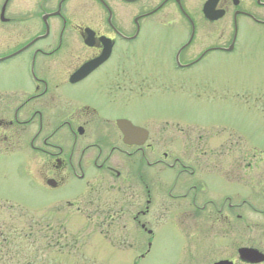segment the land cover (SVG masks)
I'll use <instances>...</instances> for the list:
<instances>
[{
	"label": "flooded vegetation",
	"instance_id": "af4514ba",
	"mask_svg": "<svg viewBox=\"0 0 264 264\" xmlns=\"http://www.w3.org/2000/svg\"><path fill=\"white\" fill-rule=\"evenodd\" d=\"M215 10L222 14L210 20L195 0H0V160L30 150L39 183L41 169L48 188L79 183L77 197L65 201L77 212L83 201L98 203L103 191L110 192L102 204L112 212L99 214L106 222L99 232L131 248L136 225L146 235L138 259L154 236L150 220L169 222L186 239L209 240L226 239L233 219L245 221L246 211L263 216L250 197L231 192L234 182L264 200V167L255 156L232 150L230 127L206 132L150 117L138 124L103 116L71 93L101 74L95 87L107 104L127 106L147 97L151 78L175 79L171 85L177 86L187 75L208 76L197 67L213 53L234 51L240 18L264 27V0H218ZM152 34L179 42L166 53L160 39L142 70L137 43ZM97 59L89 72L79 70ZM121 119L139 127L130 137L134 142L123 140ZM241 226L244 235L248 225ZM239 247L232 255L229 244L219 245L220 257L211 264H236L235 257L249 264L239 258ZM201 249L209 254L215 247Z\"/></svg>",
	"mask_w": 264,
	"mask_h": 264
},
{
	"label": "rangeland",
	"instance_id": "374dc122",
	"mask_svg": "<svg viewBox=\"0 0 264 264\" xmlns=\"http://www.w3.org/2000/svg\"><path fill=\"white\" fill-rule=\"evenodd\" d=\"M195 1L198 7L203 2ZM239 22L235 50L213 53L209 61L197 67L206 70L208 76L187 75L180 78L177 86L171 85L175 79L151 78L153 88L147 97L132 98L127 106L107 104L95 87L101 74L72 89L71 93L94 104L103 116H126L138 124L144 117H150L187 127L200 126L206 132L225 125L230 127L232 150L255 156L264 167V27L244 18ZM160 39L166 53L179 42L170 35L142 37L137 43L139 69H146L149 55L158 52L155 50L160 48ZM152 128L154 132L157 130L155 126ZM32 164L33 154L26 149L0 160V200L9 201L0 204V264H133L135 259L136 264H211L220 257L218 246L228 244L232 255L239 246L256 247L264 253V215L246 211L245 221L233 219L226 239H186L169 222L150 220L154 236L147 255L138 259L146 235L136 225L132 227L131 248L117 246L111 234L105 238L99 232L106 229V222L99 214L112 212L102 204L103 200L111 199L110 192H102L98 210V203L84 201L80 212L68 209L65 201L77 197L79 183L67 182L56 189L47 188L41 180L45 175L42 169L38 174L39 183ZM39 165H43L42 159ZM231 192L233 196L250 197L255 202L254 208L264 209V200L258 202L249 187L233 182ZM82 213L90 214V218L84 219ZM244 223L248 227L243 235ZM208 244L215 247L209 254L201 249H207ZM184 246H189L190 251L184 252ZM235 260L240 264L237 257Z\"/></svg>",
	"mask_w": 264,
	"mask_h": 264
},
{
	"label": "water",
	"instance_id": "95a60500",
	"mask_svg": "<svg viewBox=\"0 0 264 264\" xmlns=\"http://www.w3.org/2000/svg\"><path fill=\"white\" fill-rule=\"evenodd\" d=\"M217 3V0H208L205 4L204 7V13L208 18L211 19H215L216 17H218L216 14V12L214 11L215 5ZM101 61V59H97L94 62L83 66L80 71H84V73L89 72L91 69H93L99 62ZM83 73V74H84ZM119 128L121 129V131L123 132V136H124V141L125 142H134L133 140L130 139L132 132L137 129L136 127H134L131 123H129L126 120H119L117 121ZM49 184H52L51 181H48ZM239 256L241 259L248 261V262H260L264 259V255L259 253L257 250L254 249H247V248H241L239 249ZM215 264H231V262L227 261V260H223V261H219L216 262Z\"/></svg>",
	"mask_w": 264,
	"mask_h": 264
}]
</instances>
